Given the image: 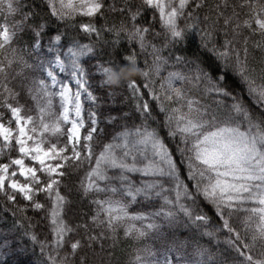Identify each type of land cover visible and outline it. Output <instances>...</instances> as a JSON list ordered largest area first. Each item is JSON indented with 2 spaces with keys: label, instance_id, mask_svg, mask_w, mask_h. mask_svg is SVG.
Masks as SVG:
<instances>
[{
  "label": "snow or ice",
  "instance_id": "obj_1",
  "mask_svg": "<svg viewBox=\"0 0 264 264\" xmlns=\"http://www.w3.org/2000/svg\"><path fill=\"white\" fill-rule=\"evenodd\" d=\"M45 3L63 29L53 32L26 0H0V199L13 216L0 232V248L14 251L13 242L27 236L33 251L40 250L35 264H119L113 257L121 231L134 243L151 232L161 241L160 253L138 247L127 264H264V0ZM76 17L88 19L76 23ZM217 33L224 37L219 47L212 39ZM193 34L219 61V74L206 70L199 55L179 54L177 46ZM121 39L131 49L125 55L117 51ZM133 45L151 62L141 66ZM254 52L260 60L250 63ZM84 58L95 61L109 95L120 88L130 93L139 114V124L124 125L108 142L98 141L105 132L101 119L117 117L99 110ZM170 61L188 71H167ZM228 71L259 115L226 85ZM16 77L19 90L9 86ZM193 88L212 94L214 103L203 102ZM156 109L174 151L151 126ZM85 163L79 189L93 196V207L73 225L67 218L72 202L61 188L68 187L69 170ZM155 198L163 201L156 211H129L140 199ZM206 204L219 220L212 229ZM28 209L47 221L45 239L32 231ZM19 229L22 236L15 235ZM221 231L228 234L229 254L185 237L193 232L215 240Z\"/></svg>",
  "mask_w": 264,
  "mask_h": 264
},
{
  "label": "rangeland",
  "instance_id": "obj_2",
  "mask_svg": "<svg viewBox=\"0 0 264 264\" xmlns=\"http://www.w3.org/2000/svg\"><path fill=\"white\" fill-rule=\"evenodd\" d=\"M45 1V0H44ZM139 1V0H137ZM208 4H214L217 3L218 0H207ZM204 12L207 11V8H205L203 10ZM203 14V13H202ZM77 18V17H76ZM82 18H86L87 17H82ZM159 30H160V25L157 22L156 23ZM196 38H200L199 36H196ZM133 47L135 48L137 54H138V60L141 66H143L144 60L148 59L149 62H151V58L147 56L146 53H141L139 48L136 47L135 45H133ZM2 58V57H0ZM84 63L86 67H89L90 72L92 74V79L89 81L92 90L94 91V93L100 98L99 100V104H98V108L101 112L104 113L105 116L107 115H112L117 117L116 120L114 121H109L107 119L102 118L101 119V123H100V127L105 129V132L102 134V136L98 137V141H102V142H108L112 136H114L116 133H118L119 131L122 130V127L124 125H128L131 126L132 124H139L140 120L138 119L137 116L134 115V113H132L130 110H127V108L124 105V102H127V96L126 93H124L123 88L118 89L117 91H115L114 93H112V95H109L108 93L111 91V89L107 86H101V77L100 75L95 71V61H90L87 58H84ZM25 72H27V70H24ZM58 71V70H57ZM167 71H179L181 73H186L188 71V68H186L184 65H174L172 63V61L169 62V67L167 68ZM167 71H165V75L167 74ZM13 75H15V72H13ZM61 75V79H65L66 78V74H60ZM20 77H16V79H10V87H13L16 90H19L18 88V83H19ZM71 86L73 87V89L75 88V84L74 82H72ZM186 87H191L190 85H185ZM193 94L197 95L198 97H200L202 99L203 102L205 103H209L212 104L214 103L213 100V95L212 94H205L202 91H197L195 88L192 89ZM247 97L248 99H250L253 103L254 101L252 100V98L248 95L247 91H246ZM21 103L25 102V97L21 96ZM225 100V103H229L230 101L227 100V98H222ZM28 106L31 107H35L34 104L32 103L31 100H28ZM255 106L259 107L258 105H256L254 103ZM85 106L87 107V102H85ZM57 108H58V103H57ZM159 110V109H158ZM29 114L35 115L36 113L33 111ZM125 114H127L125 116ZM86 115V113H85ZM166 129V133H167V128ZM60 142L63 143L64 142V137H60ZM97 151H99V147H97L96 149ZM13 155H15V153H13ZM27 163V161H26ZM88 165L87 163H85V165L80 168L77 169L75 171L69 170V175L65 178V183L67 184V188L62 187L61 191L63 193H65L68 198H70V196H74L75 199L77 200L78 203H80V206L82 208V212H77L78 206H75L74 208H72V203L69 206L73 211H69L68 212V216L67 218L70 219L72 217V215L76 216L75 214H73V212H77L76 214H80L78 218L81 219L80 223L83 222V218L85 217V214H90V209L93 207L92 205H90L89 201L91 199H93V196L90 195L88 197H84L82 190L79 189V181L80 179L83 177L85 170L87 169ZM133 179L135 180H139L141 179V177L136 174L133 176ZM2 207L7 209L11 215H12V211H11V207L10 205H8L7 203H5L2 199ZM163 201L159 198H155L152 202L149 201H145L143 199H140L139 202L133 203L130 207H129V211L130 212H150V211H156L158 208H160V206L162 205ZM1 213H3V210L0 211V220H1ZM26 215L31 217V223L33 224V229L32 231L36 232L39 236L40 239H45L46 237L49 236L48 233V228H47V221L41 219V214L38 213H34L31 209H28L26 212ZM243 215V214H241ZM13 217V216H12ZM86 218V217H85ZM235 220V223L237 225H239V220L236 219L235 217L233 218ZM22 223L27 226V224L29 223V221H25L22 220ZM134 223H136L137 227L141 226V223L139 221H135ZM145 223H147L145 221ZM3 228L0 226V232H2ZM21 231H18L15 235L16 236H22ZM121 235V240L119 243V246L116 248V252H119L121 255V262L122 264H127L128 260L130 259L131 256L135 255L134 249L138 248V247H149L151 248L153 251L157 252L158 254L161 251V241L159 239L156 238L155 235H153L151 232L148 234V236L146 238H144L142 241L138 242V243H134L131 239L128 238H124L123 237V232L121 231L120 233ZM219 235L221 236V239L219 242H217V240H214L213 246L217 247L220 246L223 248V253L225 254H229L230 253V249L228 248V245L226 243L227 237L226 235L221 232H219ZM185 237L190 239V236L187 235V233H185ZM14 244V251L10 248L9 250L5 251L3 248H0V264H2L3 262H11V264H16L14 262V257L16 255H18L21 251H23L25 249V245H31L33 248V245L31 243V241L29 240V238L27 236H22V240H15L13 242ZM27 248V247H26ZM28 249V248H27ZM35 251L37 252L38 255H40V250L38 246H35ZM231 255H234V253H231ZM92 256V253H91ZM31 260H37L34 256L31 257ZM25 261L22 264H35V262H31L30 261ZM120 261V259H119Z\"/></svg>",
  "mask_w": 264,
  "mask_h": 264
},
{
  "label": "trees",
  "instance_id": "obj_3",
  "mask_svg": "<svg viewBox=\"0 0 264 264\" xmlns=\"http://www.w3.org/2000/svg\"><path fill=\"white\" fill-rule=\"evenodd\" d=\"M137 2H139V1H137ZM26 4L28 6L34 8L35 11L39 14V16L50 21V27H51L53 32L55 31L56 27H60L61 29L64 28V25L60 24V22L56 21L54 17L50 16V12H49L47 5H46L44 0H26ZM144 15L146 18H150L151 17V11L145 10ZM81 21H87V19L82 18V17H77L75 22L79 23ZM100 22L101 21H99V18H97V23L99 24ZM108 22L109 23L113 22L111 17L108 18ZM116 22H119V17H116ZM155 28L157 31H159L157 24H155ZM69 31L75 32V29H69ZM105 38L109 39V40L112 39L111 36H106ZM212 39H213V43H215L216 46L219 47L223 43L224 37H223V34L217 33V34H214ZM82 42L86 43L87 40L84 39ZM177 47L181 50L179 54H183L187 57H193L194 55H199L200 60L202 61V66L206 70L210 71L214 75L219 74V61L216 60L215 56L212 53H210L206 49H202L200 47V38H196L195 34H193L187 40V42H185L181 45H178ZM125 49H128L129 51H131V49L129 48L128 41L126 39H121L120 46L117 49V51L119 52L120 55H125V54H127L124 51ZM165 54H167V53H165ZM253 57H254V60H253ZM259 60H260V53L254 52V53H252V55H250V63L258 62ZM256 66L259 67V64L257 63ZM137 78L139 79V77H137ZM225 83L229 87L230 90H232L236 95L241 96L242 99L247 102L248 106L250 107V109L255 114L259 115V111H260L259 107L255 106L254 103L250 99H248L247 94H246V89H242L238 78L231 71H228L227 80ZM123 90L127 96V102L126 101L124 102L125 107L127 108V110H130L132 113H134L135 116L138 117L139 114L135 112L134 105L131 101L130 93L124 88H123ZM154 114L156 115V119L154 121H150L151 126L153 128H156L159 131V133H160L161 137L164 139L165 143H167L169 145V147L174 151L175 144L172 142V140L168 137V135L166 133V129H165V126L163 124V115L159 113L158 109L155 110ZM176 159L179 160V156H176ZM181 167H183V166H181ZM69 199L72 202V208H74L75 206H78L77 212L81 213L83 210L80 206V203L77 202L75 197L71 195ZM203 207H204V211L211 218V223L208 225V227H209V229H212V227L214 225L219 224V220L217 217L214 216V212H213L212 206L210 204H206ZM7 209L2 207V201L0 199V211L3 210V213H1L0 226L3 229L10 227L12 224V221H13V217H12L11 213L8 211L9 209L8 210ZM77 212H75V213L73 212V214H75L76 216L72 215V217L69 219L70 223H72L73 225H75L76 223H80V221H81V219L78 218V217H80L79 216L80 214H76ZM19 231L23 232L24 229H19ZM221 233H223V231H221ZM224 234L226 235V237H228V234L226 232H224ZM187 235L190 236V239L194 238L196 240H199V243L204 245L205 247H211V249L213 251L223 253V248L220 246L214 247L213 246L214 240H211L209 237H207V236L200 237L198 233H193V232H187ZM220 239H221V236L219 235V233H217V238L215 240H217V242H219ZM24 245H25V249L13 258L14 261H16V262H14L16 264H22L25 261L29 262V260H31L32 256H34L36 259L38 257H40V255H38L35 250L33 251V248L30 244L29 245L24 244ZM88 255H89V257H92L91 252H89ZM119 255H121V254L119 252L115 251V256L113 257V259L114 260L120 259L119 264H122L121 258ZM93 260H94V258H93ZM31 262H35V260H31L30 263ZM2 264H11V262H3Z\"/></svg>",
  "mask_w": 264,
  "mask_h": 264
}]
</instances>
